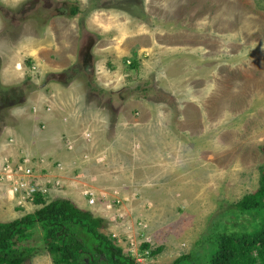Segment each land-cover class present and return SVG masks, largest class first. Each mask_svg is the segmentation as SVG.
I'll list each match as a JSON object with an SVG mask.
<instances>
[{
	"label": "crops",
	"instance_id": "0c3cea01",
	"mask_svg": "<svg viewBox=\"0 0 264 264\" xmlns=\"http://www.w3.org/2000/svg\"><path fill=\"white\" fill-rule=\"evenodd\" d=\"M3 1L2 4H5L9 0ZM66 2L63 3L66 11L70 3L77 4L79 13L84 5L90 8L87 3L83 5L86 0ZM6 4L5 6H8ZM179 5L184 7L183 0H179ZM173 6H169V1L150 0L149 9H154L162 16L166 11L171 10L172 12ZM174 7H177V2ZM106 9L108 11L86 13L84 26L77 31L68 14L60 12L52 15L45 24L44 34L52 33L55 46L52 50H48L49 53L45 56L35 55L40 61L48 60L54 63V66L50 67L54 71L66 69L75 63L81 68L83 75H87L88 83L91 81L94 85L97 80V83L103 85L99 87L101 94L93 91L92 86L90 89L93 91L90 96L95 95L91 99L98 100L100 107L92 110L87 105V109L84 110L89 112L87 118L92 128L75 135V137H82L84 133H89L92 138L91 143L85 144L81 138L82 141L74 142V151L69 152L58 143L59 139L52 137V133L51 135L45 133L43 138L47 142L50 141L51 145L57 144V146H48L36 156L31 153L26 154L23 150L21 153L17 152L14 147L4 143L0 137V156H9L13 160H18L23 156L46 157L55 163H61L65 168V172L61 174L53 166L36 169L38 185H45L47 181H53L56 177L62 180L60 187L47 185L49 201L65 198L79 209L89 211L94 216L104 219L106 229L103 233L115 235L121 248L122 243H126L122 242L121 238H128L135 245L141 242L138 223H146L144 234L149 238V244L154 248L161 247L160 252L162 253L167 244L166 239L169 238L165 236L168 231L166 225L171 221L167 208L180 204L186 205L191 198L194 203L195 199L200 198L198 196L200 189L208 192L206 189L208 172L205 169L208 146L202 144H205L207 140L214 141L212 138H217L213 137V130L208 131L212 127L215 128L222 118V101L217 97L222 93L221 76L224 71L217 61L220 57L217 42L211 36L198 32L197 35L194 34V37L192 34L185 33V31L192 32L196 29L198 31L199 21L182 23L187 29L168 27L170 31L166 29L156 35L154 33L153 36L148 32H143L141 28H134L127 35H123L126 32V22L121 16L124 14H117L112 11V8ZM79 13L77 15L80 16ZM209 24L204 27L217 30L214 24ZM172 25L175 26V24ZM110 27H113L111 31L114 33L112 40L108 38ZM87 33L93 35V44L86 55L89 58V64L84 65L81 63L82 60H78V53L80 43ZM154 44L175 50L177 47L184 48V53L171 52L170 55H166L171 58L169 61L172 64L181 63L178 68L167 72V75L159 76L160 79L164 78V83L172 93L181 91L182 109H178L172 99L168 101L171 105L169 107L167 103L164 104L157 98L150 99L149 95H144L146 92L143 89H140L142 90L140 93L137 91L133 93L130 91L131 86L126 82L134 74L139 73L140 61L138 59H141L140 53L143 48L148 46L152 48ZM174 56L176 58H172ZM7 61L1 69L3 70V75L0 76L1 85L10 83L13 77L15 81H21L23 78L22 68L14 70L15 66L6 63ZM131 63L137 64V68L130 69L128 66ZM53 73L52 75L61 74ZM138 75V78L143 76L140 73ZM60 78L59 75L56 79ZM52 87L53 89L50 88L51 91L48 94L43 95V100L40 99L41 106L38 105L39 99L36 98L33 101L34 103L37 100L36 112H33L32 116L44 122L42 123L44 129L46 127L52 129L49 125L51 122L70 128L75 120L73 109L79 108L76 105L74 91H69L70 88L67 87L66 89L55 87V85ZM119 93L125 96L118 95V103L113 104L111 94ZM191 94L201 97L202 101H199L197 105L192 98L185 96H191ZM48 107L51 108L50 113L46 111ZM98 110H102L99 117L92 119L91 116H94ZM205 127H207L208 134L205 133ZM69 131L75 132V130ZM72 137L69 136V139ZM100 142L106 149L91 153L94 145ZM78 145H81L79 152L76 151ZM100 155L107 160L106 165L101 167L94 160H90L85 161L89 163L87 167L86 165L81 166L85 156L95 159ZM113 156L124 158L126 163L122 160L116 163ZM200 159L204 166L199 163ZM80 160L82 161L79 166ZM92 162L95 166H92ZM214 176L216 178V171ZM202 184L203 187H200ZM86 189H90L94 194L95 202L92 206L88 205L89 197L83 195ZM117 198H121L118 199L121 203L107 209V203H113ZM37 208L30 202L23 206H16L12 196L4 192L0 193V213L11 209L14 213L12 220L32 213ZM117 214H122V218L116 219Z\"/></svg>",
	"mask_w": 264,
	"mask_h": 264
},
{
	"label": "rangeland",
	"instance_id": "374dc122",
	"mask_svg": "<svg viewBox=\"0 0 264 264\" xmlns=\"http://www.w3.org/2000/svg\"><path fill=\"white\" fill-rule=\"evenodd\" d=\"M2 1L0 0L1 4L4 2ZM66 1L69 0H9L6 1L7 8L11 9L16 16L12 17L13 14L10 11L8 15H2L7 13L6 11L0 14V76L4 62L7 60L9 61L6 63L15 66L14 70L17 68L23 70L21 81H15L13 77L10 83L0 84V137L4 143L14 147L20 153L23 150L26 154L31 153L37 156L44 148L57 146V144L51 145L50 141L47 142L43 138L45 133L49 135L52 133V137L59 139L58 143L65 149L71 143L75 145L74 142L82 141V137H75V135L92 128L87 118L89 112L84 110L87 109V105L92 110L100 107L98 100L91 99L95 95L90 96L91 92H99L101 90L99 87L103 86L97 83V80L94 85L91 81L88 83L87 75L84 76L81 68L75 63L66 69L54 71L50 69L54 63L48 60L40 61L38 57L47 55L54 48L52 33L44 34V27L47 20L59 12L56 9L61 10ZM165 1H169V6H175L177 2V7L173 6L172 12L169 10L160 16L154 9H149L150 0H142L143 12L138 10L139 7H129L126 0H118V4L124 6L126 10L112 7L115 2L112 3L111 0L100 1V4L98 0H86L83 5L87 3L90 8L84 5L80 13L78 12L80 16L77 13L73 18L69 16V19L77 31L84 26L86 13L108 11L106 8H112V11L117 14L125 15L121 14L126 22V32L123 35H127L134 28H141L143 32H148L152 36L166 29L170 31L168 27L182 29L185 28L182 24L184 22L199 21L198 31L196 29L192 32L185 31V33L194 36L199 32L211 36L217 42L220 55L217 61L224 71L221 76L222 93L217 98L222 101L223 114L218 125L208 131L213 130V137L217 138H212L214 141L207 140L205 144H202L208 146L206 148L208 158L205 165L208 172L206 178L208 192L200 189L198 190L200 198L195 199L194 203L191 198L186 205L180 204L167 208L171 221L166 225L168 231L165 236L169 237L166 239V247L162 253L159 252L157 256L152 257L148 255L142 262L143 264H170L179 256L188 255V261L183 264H208V259L214 251L210 242L215 231L221 230V226L246 230L250 227L249 222L243 223L242 219L236 221L233 213H227V211L243 196L257 190L261 169L264 168V155L261 151L264 144V0H183L184 7L179 5V0ZM21 5L26 9L24 15L18 12ZM69 11L70 9L67 8V11L64 9L61 12L69 15ZM209 23L214 24L217 30L204 27V25H210ZM112 28H109V40H112L114 36ZM83 41L84 39L80 44ZM126 47L128 50L129 45ZM172 49L162 48L159 44L157 46L154 44L152 48L149 46L143 48L140 53L141 59H138L140 61L139 73L143 76L138 78L139 73H136L126 82L131 86L130 91L133 93L134 91L140 93V89L149 88L152 90L150 99L157 98L158 101L167 103V107L171 106L168 101L172 99L178 109H182L181 91L172 93L164 83V78L159 77L163 74L167 75V72L178 68L181 64H172L169 61L171 58L166 55H170L171 52L184 53V48L177 47L173 51ZM35 55L38 56L35 57ZM27 59H32V67H35V70L26 65ZM52 73H61L59 74L61 78L51 79ZM217 73L218 70L216 77ZM52 85L67 87L73 89H68L69 91H74L76 105L80 109L77 107L73 109L75 120L70 128L51 122L49 125L52 129L48 127L44 129L42 124L44 122L32 116L36 101L39 99L38 105L41 106L40 101L43 100V95L53 89ZM91 86L94 88L93 91H90ZM185 96L192 98L197 105L199 101H202L201 97L194 94ZM36 98L37 100L33 103ZM101 112L102 110L96 111L91 118L99 117ZM61 126L62 129H60ZM68 130H75V132H68ZM206 132L207 127H205ZM69 136L75 138L69 139ZM80 147L81 145H78L77 152ZM105 149L100 142L94 145L90 152L96 153ZM113 157L116 163L120 160L126 163L124 158ZM81 161L78 162L79 166ZM199 161L202 163L201 159ZM82 162L84 163L81 166L86 165L87 167L89 164L86 163L89 161ZM106 163L105 159L101 167ZM202 165L204 166L203 163ZM92 166H95L93 162ZM200 187H203V184ZM170 213H172L171 216ZM12 217L14 218V213L11 209L0 213V221L12 220ZM161 233H163L162 230ZM121 241L126 242L122 243V250L125 254L134 256L131 253L132 250L139 252L141 242L133 245L128 238H121ZM29 264H51V261L42 252Z\"/></svg>",
	"mask_w": 264,
	"mask_h": 264
},
{
	"label": "trees",
	"instance_id": "16d2710c",
	"mask_svg": "<svg viewBox=\"0 0 264 264\" xmlns=\"http://www.w3.org/2000/svg\"><path fill=\"white\" fill-rule=\"evenodd\" d=\"M111 2L116 3L112 7L126 10L118 0ZM126 2L129 7L144 11L142 0ZM68 7L70 17L79 12L76 3ZM26 65L32 67V61L27 59ZM128 67L135 69L137 64L131 63ZM261 151L264 155V144ZM32 203L38 207L34 212L0 222V264H29L42 252L51 264H140L123 252L116 238L103 233L104 219L79 209L65 198L49 201L47 196L38 194ZM227 213H233L236 221L249 222L250 227L246 230L221 226V230L215 231L210 242L214 251L208 264H264V168L257 190L243 196ZM139 250H148L152 257L161 247L142 243ZM187 261L188 255H182L170 264Z\"/></svg>",
	"mask_w": 264,
	"mask_h": 264
},
{
	"label": "built area",
	"instance_id": "2783aa9c",
	"mask_svg": "<svg viewBox=\"0 0 264 264\" xmlns=\"http://www.w3.org/2000/svg\"><path fill=\"white\" fill-rule=\"evenodd\" d=\"M35 70V67H32ZM33 112H36V107H33ZM47 112L51 111V108L46 109ZM83 142L85 144L91 143V136L89 133H84L82 135ZM11 141V140H9ZM74 145L69 144L66 146V151L72 152ZM91 157L85 156L84 161H90ZM97 165H101L104 162L105 157L100 155L95 159L92 158ZM47 166H53L58 173H64L65 168L61 163H55L51 159L46 157L33 158L31 156H23L18 160H13L9 156H0V193H7L13 197L16 206H23L25 203H32L35 197L40 194L43 196L48 195L47 185H53L54 187H60L62 185V180L60 178H55L53 181H47L45 185H38L36 183V169L46 168ZM83 195L89 197L88 205L92 206L95 202L94 194L90 189L83 191ZM120 200H115L113 203H107V209H111L113 206L120 204ZM122 214H117L116 219H121ZM146 223H138V232L141 234V243H149L150 240L145 236L144 231L146 229ZM113 237H116L113 235ZM148 241V242H146ZM140 243V244H141ZM134 245V243H133ZM140 246V245H139ZM134 259L136 262L143 264L145 257L149 255L148 250L140 251L137 253L132 250Z\"/></svg>",
	"mask_w": 264,
	"mask_h": 264
},
{
	"label": "flooded vegetation",
	"instance_id": "af4514ba",
	"mask_svg": "<svg viewBox=\"0 0 264 264\" xmlns=\"http://www.w3.org/2000/svg\"><path fill=\"white\" fill-rule=\"evenodd\" d=\"M50 2V1H49ZM4 9H6V10H4ZM26 9H25V7L24 6H20V9L18 10V12H19V14H23L24 15V13L26 12L25 11ZM57 11H59L58 13H60L62 10H64L63 8L61 9V10H59V9H56ZM3 11H6L7 13H4V14H2L3 13ZM9 11L13 14L12 15V17H15L16 16V14H14L13 13V11L11 10V9H9V8H7V6H5L4 4H1L0 3V14H2V15H8L9 14ZM13 19V18H12ZM14 20H12V22H13ZM90 38L88 37V34H87V36H85V41H88ZM81 63L82 64H84V65H88L89 64V58H88V56H85L84 58H82V61H81ZM58 76L59 75H53V77L56 79V78H58ZM52 77V78H53ZM142 90H140V92H141ZM145 94L144 95H149L150 96V94H151V90H149V88L147 89V90H145ZM112 96H111V102L113 103V104H117L118 103V100L119 99H117L118 97V95L119 96H125V95H123V93H119V94H111Z\"/></svg>",
	"mask_w": 264,
	"mask_h": 264
},
{
	"label": "water",
	"instance_id": "95a60500",
	"mask_svg": "<svg viewBox=\"0 0 264 264\" xmlns=\"http://www.w3.org/2000/svg\"><path fill=\"white\" fill-rule=\"evenodd\" d=\"M88 34V37L90 38L88 41H83L80 48H79V53H78V60H82L88 53L89 50L93 44V35Z\"/></svg>",
	"mask_w": 264,
	"mask_h": 264
},
{
	"label": "clouds",
	"instance_id": "9594fccd",
	"mask_svg": "<svg viewBox=\"0 0 264 264\" xmlns=\"http://www.w3.org/2000/svg\"><path fill=\"white\" fill-rule=\"evenodd\" d=\"M115 238V237H114ZM142 244V243H141ZM149 244V243H148Z\"/></svg>",
	"mask_w": 264,
	"mask_h": 264
}]
</instances>
